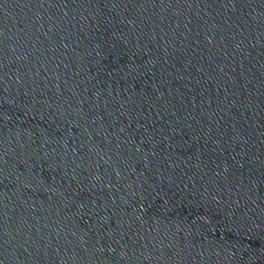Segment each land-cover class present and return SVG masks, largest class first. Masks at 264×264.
I'll list each match as a JSON object with an SVG mask.
<instances>
[{
	"label": "water",
	"instance_id": "95a60500",
	"mask_svg": "<svg viewBox=\"0 0 264 264\" xmlns=\"http://www.w3.org/2000/svg\"><path fill=\"white\" fill-rule=\"evenodd\" d=\"M0 264H264V0H0Z\"/></svg>",
	"mask_w": 264,
	"mask_h": 264
}]
</instances>
